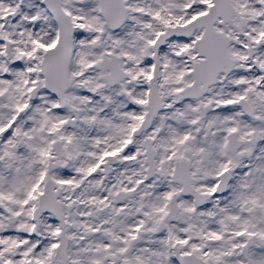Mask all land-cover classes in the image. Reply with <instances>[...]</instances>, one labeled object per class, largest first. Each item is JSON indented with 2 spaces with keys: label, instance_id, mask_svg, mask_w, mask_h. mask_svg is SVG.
I'll return each mask as SVG.
<instances>
[{
  "label": "snow or ice",
  "instance_id": "1",
  "mask_svg": "<svg viewBox=\"0 0 264 264\" xmlns=\"http://www.w3.org/2000/svg\"><path fill=\"white\" fill-rule=\"evenodd\" d=\"M0 264H264V0H0Z\"/></svg>",
  "mask_w": 264,
  "mask_h": 264
}]
</instances>
